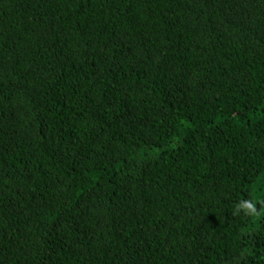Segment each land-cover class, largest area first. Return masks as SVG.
Here are the masks:
<instances>
[{"label":"trees","instance_id":"obj_1","mask_svg":"<svg viewBox=\"0 0 264 264\" xmlns=\"http://www.w3.org/2000/svg\"><path fill=\"white\" fill-rule=\"evenodd\" d=\"M0 264H264V0H0Z\"/></svg>","mask_w":264,"mask_h":264},{"label":"clouds","instance_id":"obj_2","mask_svg":"<svg viewBox=\"0 0 264 264\" xmlns=\"http://www.w3.org/2000/svg\"><path fill=\"white\" fill-rule=\"evenodd\" d=\"M241 211L244 213L245 216L255 217L260 214L257 210L256 203L253 202V200L251 199L242 200L237 203L234 215L239 214Z\"/></svg>","mask_w":264,"mask_h":264}]
</instances>
